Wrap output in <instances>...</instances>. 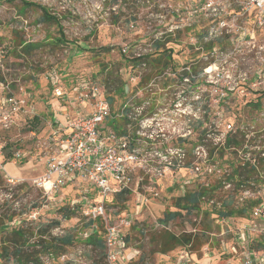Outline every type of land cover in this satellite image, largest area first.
Wrapping results in <instances>:
<instances>
[{"label": "rangeland", "instance_id": "obj_1", "mask_svg": "<svg viewBox=\"0 0 264 264\" xmlns=\"http://www.w3.org/2000/svg\"><path fill=\"white\" fill-rule=\"evenodd\" d=\"M22 1L34 2L57 16L67 44L53 42L59 37V27L40 23V10L20 15ZM195 1L0 0L3 65L16 91L24 86L38 117V122L28 121L27 125L20 122L1 136L9 155L18 150L27 159L4 164V174L25 179L26 183L15 187L10 192L12 198L0 204V224L5 225L18 212L28 216L39 212L38 221L24 230L27 240L20 246L26 257L34 252L36 244L32 242L53 245L55 254L49 263V251L39 247L35 249L41 250L39 256L25 264H37L40 256L44 261L39 259V264L103 263L104 251L87 244L92 230L86 227L80 208L70 221L62 218L64 209L81 201L83 188L68 185L48 197L33 185V180L43 175L38 159L39 143L51 131L50 123L54 119L64 122L67 114L74 117L79 108L62 101L74 98L68 95L75 79L84 77L107 86L109 76L111 80L122 79L123 94L113 92L118 86L110 89L107 86V95L114 99V114L127 100L143 105L144 112L158 114L150 131L153 139L141 137V149L164 152L168 147H182L187 153L186 162L193 164V168L175 170L153 180L155 183L146 182V176L142 175L144 183L138 190L136 187L130 190L124 206L111 199L108 214L112 222L120 219L131 222L125 231L126 264H227L232 258L230 251L235 241L230 230H236L244 222L237 216L222 222L224 218L216 213L229 202L235 209L245 207L250 215L253 194L264 184V30L256 29L252 39H242L235 37L234 31L237 25L251 28L246 21L235 25L227 17L222 29L215 18L193 20L181 8ZM177 10L180 19L172 17ZM231 30L232 33H227ZM29 43L43 47L27 55L21 51V44ZM150 49L154 53L145 55ZM169 49L171 54L167 53ZM135 53L148 56L146 67H138L131 60ZM160 58L163 62L171 59L172 67L153 62ZM57 68L68 73L63 81L67 97L61 101L48 82V75ZM185 72L192 74L191 81L182 79ZM130 73H142L144 77L132 82ZM226 135L236 137V147L224 148ZM253 163L257 171L251 174L249 166ZM237 169L248 180L244 186H238ZM0 187H6L4 182ZM203 189L205 197L193 213L179 209L178 204L183 206L189 193ZM173 212H179L180 216L167 224L161 223L167 213ZM54 222L61 225L53 227ZM167 233L186 235L190 243L162 254ZM12 235L13 232L0 234L3 246L8 248L3 264H17L16 260L11 261L15 258ZM66 235L72 236V244L64 247L59 239ZM64 256L66 259H62Z\"/></svg>", "mask_w": 264, "mask_h": 264}, {"label": "built area", "instance_id": "obj_2", "mask_svg": "<svg viewBox=\"0 0 264 264\" xmlns=\"http://www.w3.org/2000/svg\"><path fill=\"white\" fill-rule=\"evenodd\" d=\"M181 9L193 20L196 17L215 18L220 21L222 29H225L227 17H230L235 25L246 21L252 30L237 25L234 31L235 37L242 39H252L256 29L264 30V0H197L193 5L183 6ZM179 14L180 10L174 11L172 17L180 19ZM232 32L233 30L227 31ZM210 35L212 34L209 32L208 36ZM153 53L150 49L145 55L150 56ZM145 55L135 53L131 60L138 63V67H146L149 58ZM3 59L4 52H0V177L6 185L4 189L0 187V204L12 198L10 192L15 187H22L26 183L25 179H14L4 174V164L7 161L21 163L27 159L18 150L11 151L9 155L8 145L1 136L10 132L18 123L27 125L37 117L36 107L24 86L16 91L15 85L8 80ZM135 67L132 66V69ZM128 77L132 82H136L137 79L141 81L144 75L130 73ZM191 77L190 72L182 75V79L188 82ZM75 81L68 95H74V98H70L68 102L69 100H62L67 97V93L57 70L48 75V82L57 100L70 103L74 108L79 105V108L76 109L74 117L67 114L64 122L53 118L54 123H50L51 131L47 133L44 141L39 143L38 159L43 167V175L34 179L33 185L42 189L48 197L60 193L68 185L83 188L84 196L81 201L71 203L69 210L80 208L86 221L93 222L92 232L98 231V222L104 225L105 255L102 264H126L123 258L126 247L125 231L131 227V222L127 219L112 222L111 214H108L111 199L123 190H134L133 187L138 190L145 180L154 182L153 180H158L175 170L193 168V164L186 162L187 153L182 147H168L164 152H147L141 149V137L153 139L150 131L157 113L144 112L143 105L127 100V104L114 114L113 105L108 99L107 86L84 77ZM113 92H117V89ZM109 121L114 122L110 125ZM31 135L37 137L34 131H31ZM227 136L224 138V148ZM255 165L250 164V170L251 167L257 170ZM142 175L146 176V179ZM228 185L230 186V183ZM245 193L250 195L249 191ZM253 195L256 204L252 206L249 217L240 218L244 223L236 230H230L234 233L235 245L232 246V258L227 264H264V184ZM204 197L205 195L201 199ZM38 215L39 212L33 213L32 216L18 212L16 217L4 225L3 233L25 230L30 223L38 221ZM226 220L228 218H224L222 222ZM2 241L3 236H0V264L6 262V257L1 255ZM47 256L50 263L55 254L49 251ZM39 259L44 261L41 256ZM62 259H66V256ZM13 260L16 258H11V261Z\"/></svg>", "mask_w": 264, "mask_h": 264}, {"label": "trees", "instance_id": "obj_3", "mask_svg": "<svg viewBox=\"0 0 264 264\" xmlns=\"http://www.w3.org/2000/svg\"><path fill=\"white\" fill-rule=\"evenodd\" d=\"M33 9H38L41 11V16L39 18V22L42 24H46L47 26H51L53 24H56L59 27L58 33H59V37L58 38H54L53 42H59V44H67L66 42V37L64 35V30L59 22V18L53 14H51L50 10L48 8L42 7L38 4H35L34 2H29V1H22V6L19 9V13L20 15H24L27 11L33 10ZM43 44H38V43H29L26 45L21 44V51L24 54L30 55L33 52H35L36 50L40 49ZM158 49V46H157ZM172 53V49L167 50V53ZM166 56V54L164 55ZM163 59H155L153 62H155L156 64L160 65L163 64V67H168L170 66V62L172 61L167 60V62H163ZM135 62V61H134ZM172 63V62H171ZM58 74H59V79L61 81H64L68 78V73H65L64 71L60 70V69H56ZM1 74H0V78H1ZM81 78V77H80ZM79 78H76L75 80H78ZM111 76H109L108 81L106 82V85L109 86V89L113 86H118L117 91L121 93V84H122V79L120 77H116L114 80H111ZM111 105H113L114 103V99L109 97L108 98ZM35 122H38V117H36L34 119ZM114 121H109L108 123L113 124ZM237 141H236V137L235 136H227L226 137V141H225V148L226 149H231L233 147H236L237 145ZM256 168L251 167V174H254L256 172ZM235 175L238 176L239 182H238V186H243L246 185L245 183L248 180L243 179V175L241 173V171H239L238 169L235 170ZM2 178L0 177V184H2ZM131 194V191L129 189L123 190L121 192H119L118 194H116L114 196V200L116 201V203L120 204L121 206H124L123 204L127 201L128 196ZM206 194V189L200 190L198 192H194V193H189L185 198L184 201L186 202L183 206H181V204H178L179 209L181 210H186L187 213H193L195 211V209L197 208L201 197H203V195ZM111 203V201H110ZM256 202L252 203V206L255 205ZM232 205L229 202L225 203V208L218 211L216 214L220 217V218H230L233 216H237L240 218H247L249 217L248 215V210L243 207V208H233L231 207ZM251 206V207H252ZM63 212H65L62 216V218L65 221H70L72 218H74L75 216V211H71L69 209H64ZM178 216H180L179 212H173V213H167L166 216L160 220L161 223L163 224H167L169 221L176 219ZM98 231L96 232H92V235L88 238V242L87 244L93 247H98L100 249H102L104 251V255H105V247H104V234L102 236L101 233V229H104V227L102 226L103 224L101 222H98ZM61 223L59 222H54L53 227H57L60 226ZM87 228L91 229L93 222H87V224H85ZM4 224H0V233L4 232ZM45 228H47V226H44ZM43 227V228H44ZM40 233H44L42 230L40 231ZM103 233H105V229L103 231ZM100 234V235H99ZM102 236V237H100ZM127 239V236H126ZM27 240V233L23 230L21 231H14L13 235L11 236V240L10 242L13 244V253L15 255L16 258V262H20L25 264V261L29 262L30 258H33L35 256H39V253L41 250H35L36 248H41V249H47V251L53 252L51 247H54L53 245H44L41 244L40 246H35L33 247L34 252L30 253L28 255V257L25 256V250L20 246L22 244H24ZM60 245L62 246H70L72 244V236L70 235H66L63 238L59 239ZM190 243V238H188L186 235L183 236H175L172 235L170 233H167L165 235V238L163 240V248L161 250L162 254H166L168 252H171L173 250H175L178 247H182V246H186ZM7 252H8V248L7 247H2V257H6L7 256ZM37 264H39V259H37Z\"/></svg>", "mask_w": 264, "mask_h": 264}, {"label": "crops", "instance_id": "obj_4", "mask_svg": "<svg viewBox=\"0 0 264 264\" xmlns=\"http://www.w3.org/2000/svg\"><path fill=\"white\" fill-rule=\"evenodd\" d=\"M42 172H43V168H42V170H41Z\"/></svg>", "mask_w": 264, "mask_h": 264}]
</instances>
